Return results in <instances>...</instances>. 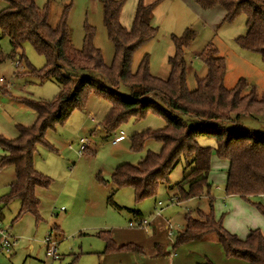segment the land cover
<instances>
[{"label": "trees", "instance_id": "16d2710c", "mask_svg": "<svg viewBox=\"0 0 264 264\" xmlns=\"http://www.w3.org/2000/svg\"><path fill=\"white\" fill-rule=\"evenodd\" d=\"M6 7L0 10V33L10 44L7 58L20 64L23 45L30 44L36 53L45 58L44 67L35 71L26 66L41 81L52 80L61 87L58 96L50 103L24 100L22 103L35 113V122L29 127L17 126L18 137L7 140L0 136V170L12 166L14 181L8 184L7 193L0 198L1 210L11 202L19 204L18 216L29 213L38 217L37 189H47L49 181L36 172L33 155L37 146H47V130L60 126L70 114L83 108L85 94L108 101L110 109L102 126L107 134L130 118L139 120L148 112L158 115L165 123L159 131H146L133 135L131 148L140 150L146 140L161 144L158 154L148 153L136 166L120 165L114 169L111 181L113 194L130 188L135 204L154 197L160 185L181 159L190 171L173 186L174 196L180 202L194 198H206L209 211L198 210L196 217L184 216V226L177 232L170 251L192 242L212 239L219 245L226 259L241 260L247 264H264V238L257 229H249L245 238L239 239L226 231L221 219H215L208 180L210 159L227 161L224 195L234 196L244 202L264 198V135L245 130L241 118L264 117V90L256 94L255 88L239 79L231 89L224 87L225 61L217 50L208 44L198 54L206 68L205 77L195 78L196 88L186 86L185 49L194 41L195 33L186 29L180 37L171 36L174 54L168 58L169 73L160 79L149 73V56L143 55L135 71L131 63L134 53L153 40L157 28L150 23L151 13L160 0L146 4L138 0L129 29L119 23L125 0H98L102 6V24L107 39L113 47L110 65H105L102 55L94 45V29L84 27L82 46L75 49L70 40L67 17L70 6L64 7L55 27L48 23L47 5L38 9L34 0H0ZM201 11L219 8L224 12L223 23H231L236 17H245L246 32L235 39L243 50L257 53L264 63V0H191ZM2 62L0 58V63ZM120 86L129 95H119ZM4 87H0L3 91ZM2 93H5L4 91ZM226 124L237 125L228 129ZM211 139L214 147H202L197 139ZM264 218V204L252 203ZM131 211V210H129ZM135 217L137 211H131ZM137 215V216H136ZM141 218V217H139ZM96 236L104 242L101 256L117 253H141L135 244L116 245L109 232ZM155 257L169 253L155 244ZM200 264H213L205 259Z\"/></svg>", "mask_w": 264, "mask_h": 264}, {"label": "rangeland", "instance_id": "374dc122", "mask_svg": "<svg viewBox=\"0 0 264 264\" xmlns=\"http://www.w3.org/2000/svg\"><path fill=\"white\" fill-rule=\"evenodd\" d=\"M137 1H124L119 16V23L123 28H130ZM143 1L148 4L155 0ZM34 2L38 9L47 5L48 23L51 27H55L64 7L70 6L67 27L72 46L79 50L84 27H92L93 45L99 49L104 64L110 65L113 47L103 28L102 6L98 0ZM5 7L6 3L0 1V10ZM222 19L223 12L219 8L201 11L190 0L188 3L185 0H160L152 10L150 20L151 25L157 28L156 36L134 53L132 72L143 55L148 54L149 73L166 79L169 73L167 60L174 54L171 36L180 37L186 29H190L195 33V39L185 49L184 54L187 66L186 86L189 91L196 88L195 78L201 79L206 75V68L199 61L198 54L211 44L217 50L218 56L225 61L224 87L231 89L239 79H244L249 86L255 88L256 94L261 95L264 90V63L261 56L240 49L235 43V39L246 32L245 17L240 15L231 23H223ZM10 51L8 38L0 33V79L4 81L0 87H4L5 92L0 90V136L14 140L18 137L16 127H29L36 118L35 113L22 101L50 103L58 96L61 87L52 80L41 81L26 66L27 63L32 69L39 71L45 65V58L36 53L30 44L23 45V58L16 66V59L7 58ZM118 93L123 97L129 95L123 86L119 87ZM109 109L108 101L90 92L85 94L82 109L73 111L62 125L46 131L47 146H37L33 155L34 170L49 181L47 189L36 190L39 219L29 213L18 216L17 201L1 210L0 227L7 231L14 244L10 253L0 251V264H100L99 254L103 251L104 242L96 234L127 228L128 222L136 218L131 211H137L142 218L149 220L155 204L158 201L163 203L164 208L159 218L163 221L169 220V239L172 242L184 226L185 215L196 217L198 210L209 211L206 198H194L182 203L179 201L175 205H168L166 202L175 193L167 186L175 185L190 171L182 159L176 164L167 183L160 185L154 197L135 204L132 190L122 188L113 194L111 203L107 201L114 190L111 175L115 168L124 164L136 166L148 153L158 154L161 151V144L151 139L146 140L140 150H133V135L159 131L165 126L158 115L148 112L139 120L128 119L107 134L102 122ZM238 123L251 133L264 135V117H245ZM236 126L225 125L228 129ZM120 132L124 135L123 140L119 144H112L113 137ZM80 139H86L89 143L81 155H78ZM197 142L202 147H214L211 139L199 137ZM2 155L0 149V157ZM208 180L211 186L210 197L213 199V214L217 216L215 219L222 221L228 217L230 211H234V215H237L234 220L240 226L243 225L245 236L248 229H257L264 238V218L252 205L255 202L264 204V198H254L247 203L230 196L229 202L224 201L226 171L213 164L210 165ZM13 181L12 166L0 170V198L7 193V186ZM247 223L250 225L247 226ZM46 237L56 242V259L46 256V246L42 244ZM131 256L135 259V264L148 262L145 261L147 256L144 248L141 253H133Z\"/></svg>", "mask_w": 264, "mask_h": 264}, {"label": "crops", "instance_id": "0c3cea01", "mask_svg": "<svg viewBox=\"0 0 264 264\" xmlns=\"http://www.w3.org/2000/svg\"><path fill=\"white\" fill-rule=\"evenodd\" d=\"M185 1L188 3L189 0ZM88 116L92 117L90 114H88ZM89 119L93 120L91 118ZM119 135L120 133L117 136ZM122 136L124 137V135ZM212 164L215 167L218 166L219 168H222L223 171H226L228 167L227 161L218 160L215 156L211 157L210 159V165ZM173 196L174 193L171 195V197ZM224 199V201L227 200L229 202L230 198L224 197ZM224 204H226V202H224ZM226 205H228V203ZM155 206L153 210L155 209ZM228 206H230V204ZM240 209L242 210L243 208L241 207ZM234 213V211H230L228 217L223 218L222 225L226 231L231 234H235L239 236V238L243 239L244 237H246L244 235V233L246 234V231L243 229V225L240 226L239 223L235 222L234 219L237 215H234ZM138 214L139 215L136 218L141 217L140 213ZM214 217L217 218L215 214ZM167 225H169V220L164 219L163 221L159 217H157L144 229L139 230L127 227L122 230H111L110 236L112 237V240L116 243V245H125L131 243L137 245L140 248H144L145 255L147 256V259L145 261H148L146 262V264H200L204 262L205 259L209 260L213 264H247L246 262L241 260L226 259L221 247L217 244H214L215 242L212 240L188 243L178 247V249L176 250L170 251V245L172 244V241L169 239L170 236L168 235V232H166ZM248 225L250 224L247 223V226ZM252 227L254 228L255 226L253 225ZM155 244L162 245L164 247V251L166 253L170 252V255L168 254L164 257L159 258L155 257ZM132 254L133 253H117L104 255L99 258V263L135 264V259L131 256ZM136 262H138V260H136Z\"/></svg>", "mask_w": 264, "mask_h": 264}, {"label": "built area", "instance_id": "2783aa9c", "mask_svg": "<svg viewBox=\"0 0 264 264\" xmlns=\"http://www.w3.org/2000/svg\"><path fill=\"white\" fill-rule=\"evenodd\" d=\"M18 65V62H15V66ZM4 81L0 79V85H2ZM6 88V87H5ZM123 133L120 132V135L113 138L112 143L116 144L119 143L123 140ZM89 141L86 139H80L78 144H79V149L77 154L81 155V153L86 149V146L88 145ZM168 205H175L178 204V199L176 197H170L166 201ZM164 208V204L161 202H157L155 209L153 211L152 217L149 220H146L144 218H136L132 221H129L127 224V227L131 229H144L146 228L155 218L160 217L161 210ZM166 230L168 232V235L170 236V231L171 227L167 225ZM13 242L11 241L10 236L8 235L7 231L3 230L0 227V251L5 252V253H10V249L13 246ZM42 244L46 246V256L50 257L52 259H56V242L51 241L48 237L44 238L42 241Z\"/></svg>", "mask_w": 264, "mask_h": 264}, {"label": "water", "instance_id": "95a60500", "mask_svg": "<svg viewBox=\"0 0 264 264\" xmlns=\"http://www.w3.org/2000/svg\"><path fill=\"white\" fill-rule=\"evenodd\" d=\"M108 178H105V180H107Z\"/></svg>", "mask_w": 264, "mask_h": 264}]
</instances>
